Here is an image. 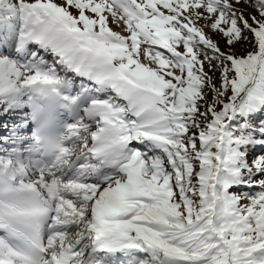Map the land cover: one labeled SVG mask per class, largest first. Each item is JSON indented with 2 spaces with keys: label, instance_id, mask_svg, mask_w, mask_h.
I'll return each instance as SVG.
<instances>
[{
  "label": "snow or ice",
  "instance_id": "snow-or-ice-1",
  "mask_svg": "<svg viewBox=\"0 0 264 264\" xmlns=\"http://www.w3.org/2000/svg\"><path fill=\"white\" fill-rule=\"evenodd\" d=\"M0 264H264V0H0Z\"/></svg>",
  "mask_w": 264,
  "mask_h": 264
},
{
  "label": "rangeland",
  "instance_id": "rangeland-1",
  "mask_svg": "<svg viewBox=\"0 0 264 264\" xmlns=\"http://www.w3.org/2000/svg\"><path fill=\"white\" fill-rule=\"evenodd\" d=\"M110 26H111V27H113V29H114V30H117V31H119V30H120L119 28H117V27H116V25H115V24H111V23H110ZM214 38H216V37H214Z\"/></svg>",
  "mask_w": 264,
  "mask_h": 264
}]
</instances>
